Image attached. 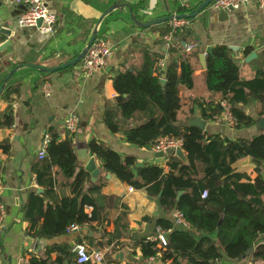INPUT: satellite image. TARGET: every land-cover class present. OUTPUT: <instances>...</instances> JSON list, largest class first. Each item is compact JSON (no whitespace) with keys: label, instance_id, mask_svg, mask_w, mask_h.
<instances>
[{"label":"crops","instance_id":"obj_1","mask_svg":"<svg viewBox=\"0 0 264 264\" xmlns=\"http://www.w3.org/2000/svg\"><path fill=\"white\" fill-rule=\"evenodd\" d=\"M205 0H125L124 3L136 19L148 23L160 18L179 15L180 9L195 10ZM49 11L56 14L57 24L54 32L43 36L37 27H18L14 24L23 17L26 11L21 5H14L7 0H0V28L12 26L11 37L0 36V47L10 41L11 45L0 52V83L11 72L13 66H23L13 80L14 86L20 85L18 94L10 96V101L0 98V120L5 119L7 110L13 116L11 127L0 126V144L8 142L9 150L6 152L0 147V205L5 207L3 231L0 235V264H17L22 257L34 255L43 258L52 245H68L75 254L79 244H85L90 250L108 249L100 248L96 244L102 241V233L113 234L116 225L126 224L128 233L121 241L123 248L120 252L125 259L119 264H171L164 263L160 257L153 261L143 259L136 243L141 239L158 236L157 222L168 221L175 223L174 213H168L161 205L160 196H150L145 190H134L120 182L115 176L106 173L102 163L88 149L91 141L104 143L111 150L123 157H133L137 160L136 171L146 166L163 168L169 172L167 159L169 154L159 157L153 150L147 151L129 145L122 135H114L105 124V114L108 111L117 112L118 95L113 87V79L119 73L140 70L147 54L159 58V66L163 72L172 62L170 47L166 46L164 37L170 32V22L142 29L136 26L130 16L128 8L119 9L107 16L98 26L99 20L116 0H44ZM221 11L211 7L184 28L176 36L174 44L181 43L184 51L178 56L192 58L195 72L193 76L194 87L191 90L180 89L182 109L178 115L180 125L188 126L195 118H202V111L196 102L206 101L215 103L220 101L219 96L207 91L205 84V71L200 56L208 48L212 50L217 46L234 48V59L240 72L241 80L253 81L259 73L264 74V8H259L254 1L239 10L228 12V17L219 19ZM204 18V23H201ZM17 24V23H16ZM98 26L99 35L109 40L113 47V57L99 73L86 78L80 71V64L76 67L55 73L44 74L29 66L42 68H55L75 59L87 46L94 30ZM98 35V36H99ZM185 43V46H183ZM190 48H192L190 50ZM250 51L247 53V50ZM251 59L249 58L251 55ZM205 56V63H206ZM49 83L52 87V96L46 97L43 86ZM237 109L256 121L264 117L262 105L250 96L247 104H239ZM70 116L80 120V128L74 141L76 153L86 149L88 158H94L98 178L93 181L90 173L86 171L87 160L78 157L79 167L89 174L85 185V194L95 199L101 206V219L92 225L81 226L80 233H69L62 237L47 240L32 237L33 224L25 219L24 208L29 196L36 194L44 197L46 188L37 183L34 169L41 160L38 154L43 146L45 137L50 130L59 133L60 141L67 138L64 123ZM121 120V118H120ZM204 131L209 136L219 135L225 139L252 140L261 133L255 125L250 128L236 129L232 127L225 116L221 121H206ZM128 126H134L129 124ZM25 152L20 170H13L14 159L17 154ZM235 173L251 178L254 184L260 175L252 157H246L233 165ZM264 173V171H262ZM261 176V175H260ZM43 182L50 184L59 197L64 198L63 205H67L73 197L68 182L58 177L57 169L51 175H43ZM242 182H246L243 180ZM71 183V181H70ZM183 195V194H182ZM264 201V197H263ZM50 202L45 201V206ZM92 206H86L85 212L91 216ZM38 219L37 223L41 224ZM115 222H117L115 224ZM94 227L93 228H90ZM190 231V228L187 229ZM196 239L203 235L193 234ZM137 237V239L135 238ZM166 236V235H165ZM215 242L216 235L210 236ZM93 239V241H90ZM264 246V236H260L255 248ZM135 249V250H134ZM109 252V249H108ZM107 252V254H108ZM106 254V264L109 259ZM76 255V254H75ZM56 260L57 254L51 255ZM136 261H129L128 258ZM258 261L248 257L240 261L223 259L217 264H256ZM183 264H189L183 262Z\"/></svg>","mask_w":264,"mask_h":264},{"label":"trees","instance_id":"obj_2","mask_svg":"<svg viewBox=\"0 0 264 264\" xmlns=\"http://www.w3.org/2000/svg\"><path fill=\"white\" fill-rule=\"evenodd\" d=\"M192 11L180 9L178 13L190 14ZM183 34L189 35L184 29ZM182 51L181 43L170 48L172 62L165 72L159 66L160 57L147 54L140 70L116 75L114 90L125 98L119 103L117 112H106L105 124L112 134L122 135L129 145L147 151L163 138L181 140L187 164L171 153L167 159L168 173L157 166H146L137 172L135 158L123 157L102 142L93 140L88 149L102 163L106 173L134 190L160 196L165 211H179L189 224L190 231H187L168 221H158L156 225L165 233L167 246L160 247L157 241L141 239L136 248L140 249L143 259L160 257L162 262L171 264H217L223 259L240 261L258 238L264 236V179L259 175L252 184L248 181L250 177L235 173L233 165L252 157L256 166L264 171V133L252 140L231 141L219 135L209 136L195 127L180 125V89L194 87L195 72L194 54L186 58L178 56ZM15 68L17 66L10 70ZM7 75L3 76L0 87ZM204 77L207 91L220 98L217 103L196 102L204 121H221L225 108H228L236 129L253 127L255 120L236 108L239 104H247L250 96L262 105L261 115H264V74L259 73L253 81H242L240 68L228 47L217 46L207 55ZM14 78L15 75L1 96L10 103V96L17 95L20 87L14 86ZM161 80L166 81L164 86ZM130 123L134 126H128ZM12 125L13 116L9 109L5 119L0 120V126ZM48 135L51 140L46 157L34 169L37 183L47 192L44 197L31 194L23 211L25 219L36 230L32 237L53 240L66 235L71 226L99 222L101 206L84 193L89 174L79 167L74 148L77 135L66 134L64 141H60L55 130H50ZM0 147L6 152L9 150L8 142ZM53 169H57L58 177L67 181L74 192L67 205H63L64 198L59 197L51 183L43 182L42 176L51 175ZM180 192L183 195L178 199ZM46 200L50 202L47 207ZM86 206L94 208L91 216L85 212ZM38 219L42 220L41 224L37 223ZM128 230L126 224L118 223L113 234L102 233V241L96 245L109 249V264H119L113 256L122 250L121 239ZM195 233L203 237L196 239ZM212 235H216L215 242L210 238ZM54 253L57 258L53 261L51 255ZM250 257L264 261V246L255 248ZM29 264L78 263L72 249L64 244L50 246L43 258L30 256Z\"/></svg>","mask_w":264,"mask_h":264},{"label":"built area","instance_id":"obj_3","mask_svg":"<svg viewBox=\"0 0 264 264\" xmlns=\"http://www.w3.org/2000/svg\"><path fill=\"white\" fill-rule=\"evenodd\" d=\"M9 3L14 5H24L28 7L27 12L20 19L21 27H36V24L39 20H43L41 28H39L40 33L45 36L52 34L54 32L55 26L57 24L56 14L49 11L44 0H7ZM124 2L125 0H116ZM254 1L255 4L263 9L264 0H215L211 8L216 11H225L231 12L239 10L243 7H246ZM190 21L187 20H177L173 19L170 22V32L164 37V41L167 47H172L173 42L176 39L179 31L186 28L189 25ZM192 48H190L191 50ZM113 57V47L109 40L105 38H97L95 43L88 49L85 57L80 63V71L86 77H92L96 73H99L106 66ZM161 66V64H160ZM44 93L46 97L50 98L52 96V87L49 83H45L43 86ZM223 108L225 107L222 104ZM226 112L224 113L225 119L228 123L235 127L236 123L230 113L228 108H225ZM80 128V120L76 116H70L66 119L64 123V130L69 135H76ZM50 136L47 135L43 142V146L38 154L40 160H43L47 154V148L50 143ZM182 148V141L175 140L170 138H163L157 141L153 147V152L156 154H171L175 153L176 149ZM133 191V188L130 189ZM207 195L204 193L203 198ZM5 207L0 205V235L3 231V220L5 217ZM175 223L179 228L189 229V224L186 222L184 216L179 211L174 213ZM81 226L74 225L67 230L69 233H80ZM151 241H157L160 247L167 246L165 233L160 229L158 230V236L150 238ZM108 249H96L90 250L85 244H79L75 248V254L78 264H106V254ZM155 258H150L148 260L153 261ZM17 264H29V259L27 257H22L18 260ZM256 264H264V261L258 262Z\"/></svg>","mask_w":264,"mask_h":264},{"label":"water","instance_id":"obj_4","mask_svg":"<svg viewBox=\"0 0 264 264\" xmlns=\"http://www.w3.org/2000/svg\"><path fill=\"white\" fill-rule=\"evenodd\" d=\"M215 0H205L203 3H201L195 10H193L190 14H182V15H177V16H169V17H166V18H160V19H157V20H153L151 22H148V23H142L140 21H138L136 19V17L134 16V14L132 13V11L130 10V7L128 5H126L124 2H121V1H116L106 12H104V14L102 15V17L100 18L99 20V23H98V26L102 23V21L107 17L109 16L110 14H112L114 11H117L119 9H124V8H128L130 10V16H131V20L132 22L142 28V29H149L153 26H156V25H160V24H165V23H169L170 21H172L173 19H177V20H187L189 21L190 19L194 20L196 19L199 15H201L202 13L206 12L212 5V3L214 2ZM21 8H23L26 12L28 10V7L27 6H24V5H21L20 6ZM228 12H225V11H222L219 15V19L220 21H222V18L224 17H228ZM20 19L17 20V22H14V24L18 27H20ZM201 23H204L205 19L204 18H201ZM17 23V24H16ZM42 23H43V20H39L36 24V27L39 29L41 28L42 26ZM13 26V25H12ZM12 26H9L7 28L5 27H2L0 28V36H6V37H11L12 35V30H13V27ZM98 26L97 28L94 30L93 34H92V37L91 39L89 40L87 46L85 47V49L82 51L81 54H79V56H77L75 59L71 60L70 62L68 63H65V64H62L58 67H55V68H42V67H39V66H29L30 68H33L35 70H38L40 71L41 73H44V74H55V73H58V72H61V71H64V70H67L69 68H72V67H76L78 64L81 63V61L83 60V58L85 57L88 49L95 43V41L97 40L98 38V35H99V31H98ZM11 45V42L8 41L6 42L5 44H3L1 47H0V52L4 51L5 49H7L9 46ZM183 46H185V43H183ZM230 50L232 51H235L236 50L232 47L230 48ZM212 53V49L211 48H208L205 52V54H202L200 56V60H201V64H202V67L205 69L206 68V63H205V56L209 55ZM254 57V54L251 55L249 58L251 59V57ZM23 66H18L17 68L13 69L7 76L6 78L4 79L3 81V84L2 86L0 87V98L1 96L3 95L5 89H6V86H7V83L9 82V80L22 68ZM166 84V81L165 80H161V85L164 86ZM125 97L124 96H118L116 98V102L119 104ZM188 126L190 127H195V128H198L199 130H201L202 132L205 131L206 129V126H207V122L204 121L202 118L200 117H197L195 118L193 121H191ZM255 127H256V130L257 131H260V132H264V117L262 118H259L256 123H255ZM175 155L176 157L184 164H187V158L182 150V148H178L176 149L175 151ZM25 156V152H21L19 154H17V156L15 157L14 159V165H13V170L15 172H18L20 170V166L22 164V160H23V157ZM77 156L80 157V158H84L85 160H87V165H86V171L88 173H90L93 181H95L97 178H98V175H99V170H97L96 168V164H95V159L94 158H91L89 159L88 158V151L86 149H83V150H79L77 152ZM159 157H164V154H159ZM259 173L260 175L262 176V178L264 179V173L262 171L259 170ZM183 194V192H180L179 195H178V199L180 198V196ZM135 238L137 239V237L135 236ZM255 251V246H253L246 254L245 256L243 257V259H246L248 257H250ZM116 259H118L120 262H123L124 259H125V254L123 252H120L116 255ZM129 261H133L135 262L136 260L134 258H131L129 257L128 258Z\"/></svg>","mask_w":264,"mask_h":264}]
</instances>
